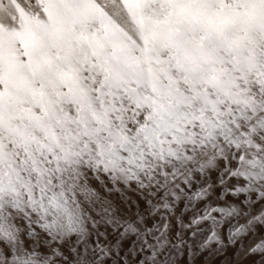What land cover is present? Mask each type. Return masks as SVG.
I'll return each instance as SVG.
<instances>
[{"label":"snow or ice","instance_id":"6c2138e0","mask_svg":"<svg viewBox=\"0 0 264 264\" xmlns=\"http://www.w3.org/2000/svg\"><path fill=\"white\" fill-rule=\"evenodd\" d=\"M231 248L264 264V0H0V264Z\"/></svg>","mask_w":264,"mask_h":264},{"label":"rangeland","instance_id":"374dc122","mask_svg":"<svg viewBox=\"0 0 264 264\" xmlns=\"http://www.w3.org/2000/svg\"><path fill=\"white\" fill-rule=\"evenodd\" d=\"M237 256H238L237 249L236 248H231L226 254L224 252H221V253H219L218 255H215V256L205 254L202 257V260L203 261L211 260L212 261V264H225V262L227 260H229V259H235ZM204 258H206V259H204ZM220 261H221V263H220ZM189 264H191V261H189Z\"/></svg>","mask_w":264,"mask_h":264},{"label":"bare ground","instance_id":"6f19581e","mask_svg":"<svg viewBox=\"0 0 264 264\" xmlns=\"http://www.w3.org/2000/svg\"><path fill=\"white\" fill-rule=\"evenodd\" d=\"M209 257V256H208ZM204 259H206V258H204ZM206 261H208V260H206ZM220 263H221V261H220Z\"/></svg>","mask_w":264,"mask_h":264}]
</instances>
